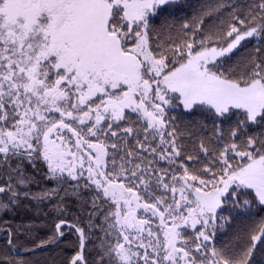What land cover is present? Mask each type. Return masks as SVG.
Returning <instances> with one entry per match:
<instances>
[{"label":"snow or ice","instance_id":"obj_1","mask_svg":"<svg viewBox=\"0 0 264 264\" xmlns=\"http://www.w3.org/2000/svg\"><path fill=\"white\" fill-rule=\"evenodd\" d=\"M260 258L264 0H0V264Z\"/></svg>","mask_w":264,"mask_h":264},{"label":"trees","instance_id":"obj_2","mask_svg":"<svg viewBox=\"0 0 264 264\" xmlns=\"http://www.w3.org/2000/svg\"><path fill=\"white\" fill-rule=\"evenodd\" d=\"M193 2L194 3H196V2H198V0H193ZM249 47H251L250 45H249ZM243 51V50H242ZM240 55V53H238L237 54V56H239ZM234 59H236V57H234ZM30 217H28V216H23V215H21V216H16L15 218H14V220L16 221V222H20V221H22V220H27V219H29ZM244 223H245V221H242V220H235L234 222H233V227L235 228V227H242L243 225H244ZM39 236L41 237V238H46V230H41V232L39 233ZM61 248H63V245H61ZM51 254H57V255H59L60 254V250L59 249H49V250H47V251H43V252H40V253H38V258L41 260V261H46L47 260V258L49 257V255H51ZM64 254H70V250H67ZM257 264H264V258H260V259H258L257 260Z\"/></svg>","mask_w":264,"mask_h":264},{"label":"rangeland","instance_id":"obj_3","mask_svg":"<svg viewBox=\"0 0 264 264\" xmlns=\"http://www.w3.org/2000/svg\"><path fill=\"white\" fill-rule=\"evenodd\" d=\"M158 224H159V221L156 220V221H155V224H154L153 226L156 227Z\"/></svg>","mask_w":264,"mask_h":264}]
</instances>
